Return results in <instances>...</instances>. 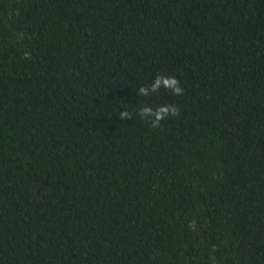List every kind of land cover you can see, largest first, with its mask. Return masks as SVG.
I'll use <instances>...</instances> for the list:
<instances>
[{
	"label": "trees",
	"instance_id": "obj_1",
	"mask_svg": "<svg viewBox=\"0 0 264 264\" xmlns=\"http://www.w3.org/2000/svg\"><path fill=\"white\" fill-rule=\"evenodd\" d=\"M0 264H264V0H0Z\"/></svg>",
	"mask_w": 264,
	"mask_h": 264
},
{
	"label": "clouds",
	"instance_id": "obj_2",
	"mask_svg": "<svg viewBox=\"0 0 264 264\" xmlns=\"http://www.w3.org/2000/svg\"><path fill=\"white\" fill-rule=\"evenodd\" d=\"M162 87L172 91L176 95H180L183 92L178 78L174 76L158 75L150 86H141L139 88V93L141 95H150L152 92H158ZM140 115L145 118H150L152 126L157 127L167 116L179 115V108L174 104L162 105L155 109L151 106H144L140 109ZM119 117L121 119H132V113L122 111Z\"/></svg>",
	"mask_w": 264,
	"mask_h": 264
}]
</instances>
